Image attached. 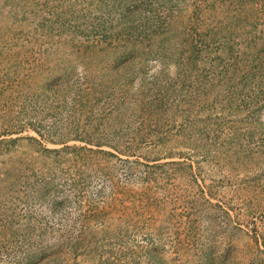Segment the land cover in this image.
Masks as SVG:
<instances>
[{"label": "rangeland", "instance_id": "1", "mask_svg": "<svg viewBox=\"0 0 264 264\" xmlns=\"http://www.w3.org/2000/svg\"><path fill=\"white\" fill-rule=\"evenodd\" d=\"M0 264H264V0H0Z\"/></svg>", "mask_w": 264, "mask_h": 264}]
</instances>
